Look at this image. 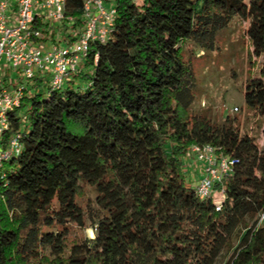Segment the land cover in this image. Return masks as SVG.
<instances>
[{
	"label": "trees",
	"instance_id": "obj_1",
	"mask_svg": "<svg viewBox=\"0 0 264 264\" xmlns=\"http://www.w3.org/2000/svg\"><path fill=\"white\" fill-rule=\"evenodd\" d=\"M113 2L111 36L89 44L81 72L46 97L34 78L9 114L21 148L3 169L0 264H216L228 250L230 264H264V128L259 147L228 117L192 116L195 73L181 57L183 43L211 51L234 17L248 22L258 62L244 102L264 118V0ZM83 3L66 0L73 28ZM204 144L234 160L219 203L183 172ZM87 190L94 237L67 248Z\"/></svg>",
	"mask_w": 264,
	"mask_h": 264
},
{
	"label": "built area",
	"instance_id": "obj_2",
	"mask_svg": "<svg viewBox=\"0 0 264 264\" xmlns=\"http://www.w3.org/2000/svg\"><path fill=\"white\" fill-rule=\"evenodd\" d=\"M65 7L66 0H0V189L5 163L21 148L20 134L6 138L9 114L20 106L34 78L46 81L50 89H61L81 72L89 44L104 43L111 36L113 0H84L82 23L75 28ZM191 151L202 163L196 195L201 199L217 191L222 195L234 160L209 144L193 145Z\"/></svg>",
	"mask_w": 264,
	"mask_h": 264
},
{
	"label": "rangeland",
	"instance_id": "obj_3",
	"mask_svg": "<svg viewBox=\"0 0 264 264\" xmlns=\"http://www.w3.org/2000/svg\"><path fill=\"white\" fill-rule=\"evenodd\" d=\"M248 22L234 17L228 26L217 36L216 48L211 51H198L190 44L183 43L181 57L185 63H190L195 73V94L191 105V115L206 116L211 121L222 124L230 118L241 133L253 136L260 147L263 143L262 130L264 118L256 111L246 107L244 102V87L246 81L257 73L258 60L250 54L251 46L245 35ZM48 84L42 89V96L46 97ZM23 114V111L20 113ZM24 120V119H23ZM24 128L26 124L23 125ZM14 168L9 165L8 168ZM183 172L186 182L195 186L202 174V163L195 154L188 151L183 158ZM220 191L214 194V200L219 202ZM84 212V224L68 225L67 248L75 241L86 237H94V223L90 215L94 212L93 193L77 198ZM246 240L234 241L237 248ZM235 253L231 250L223 251L216 264H230Z\"/></svg>",
	"mask_w": 264,
	"mask_h": 264
},
{
	"label": "crops",
	"instance_id": "obj_4",
	"mask_svg": "<svg viewBox=\"0 0 264 264\" xmlns=\"http://www.w3.org/2000/svg\"><path fill=\"white\" fill-rule=\"evenodd\" d=\"M73 78V77H72Z\"/></svg>",
	"mask_w": 264,
	"mask_h": 264
}]
</instances>
